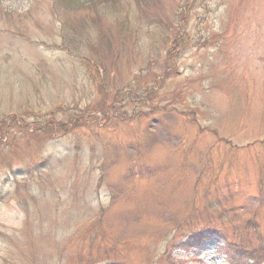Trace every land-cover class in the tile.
Here are the masks:
<instances>
[{
  "label": "rangeland",
  "instance_id": "obj_1",
  "mask_svg": "<svg viewBox=\"0 0 264 264\" xmlns=\"http://www.w3.org/2000/svg\"><path fill=\"white\" fill-rule=\"evenodd\" d=\"M58 1L0 0V264H264V0Z\"/></svg>",
  "mask_w": 264,
  "mask_h": 264
},
{
  "label": "trees",
  "instance_id": "obj_2",
  "mask_svg": "<svg viewBox=\"0 0 264 264\" xmlns=\"http://www.w3.org/2000/svg\"><path fill=\"white\" fill-rule=\"evenodd\" d=\"M107 1L108 0H59L57 2L58 5H60V3H61L63 5L65 4V6L61 5V7L60 6L54 7V8H56V10L53 13L57 16V19L59 16L58 12H62V11L65 14L69 13V12H70V14H80V13H82L81 12L82 10L88 9L89 11H91L92 13L95 14V13H97L100 5L106 3ZM60 8H61V10L58 11ZM71 12H73V13H71ZM82 22H83V18H82ZM71 28L70 29L67 28L66 23L61 22V26H60V32L61 33L59 35L61 40H62L61 48L65 51H67V53L69 55L75 54L79 58L80 62H82L87 67L93 66L94 69H96V71H98V67L101 66L100 61H99L100 54L104 53V51L106 49H108V47H109V43L107 42L108 39H106V36L104 34L103 35L102 34H100V35L95 34V36H90L86 39H83V33L82 32L84 30H86V28L80 29L81 33H80V36L78 39L74 40L75 38H67L68 32H70V36H73L74 33L76 32L75 31L76 27L74 25ZM83 44H85V46L87 47V49L91 55L86 57L85 55H82L80 53V51H78V48L80 46H82ZM111 109H114V106H111ZM76 117L78 118V115H76ZM227 245L228 244H225V246L222 249V252H225V254H227V256L229 258V263L236 264L235 259L238 257V259L240 261L242 260V258H245V259L251 260L250 264H252V263L253 264H260V257L258 254H256V251L248 253L249 255H247V254L246 255H238V254L232 255L237 251H236V249L231 248ZM247 250L250 251V249H247ZM259 252L264 253V250H261ZM245 264H248V263H245Z\"/></svg>",
  "mask_w": 264,
  "mask_h": 264
}]
</instances>
